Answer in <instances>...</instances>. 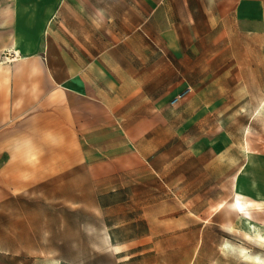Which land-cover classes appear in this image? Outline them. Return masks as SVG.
<instances>
[{
	"label": "rangeland",
	"instance_id": "1",
	"mask_svg": "<svg viewBox=\"0 0 264 264\" xmlns=\"http://www.w3.org/2000/svg\"><path fill=\"white\" fill-rule=\"evenodd\" d=\"M92 2L126 27L105 34L126 71L115 93L152 124L105 127V80L0 66L14 74L0 79V264H264L260 15L247 0Z\"/></svg>",
	"mask_w": 264,
	"mask_h": 264
},
{
	"label": "crops",
	"instance_id": "2",
	"mask_svg": "<svg viewBox=\"0 0 264 264\" xmlns=\"http://www.w3.org/2000/svg\"><path fill=\"white\" fill-rule=\"evenodd\" d=\"M248 1L242 14L260 15L264 27V0L259 5ZM110 28L113 33L115 28L121 29L105 27V8L94 7L92 0H0V66L42 64L46 68L43 78L58 86L64 85L63 80L73 81L71 84L105 80V127H150V109L145 110L149 116H136L134 111H127L124 96L115 93L117 87L125 89L126 71L109 61L105 34H111ZM125 30H118L117 35ZM129 69L133 73V68ZM0 79L12 81L14 74L3 71ZM110 90L113 94L108 93ZM0 91L1 96L6 95V87ZM236 197L242 209L239 213L252 221L250 204L242 196Z\"/></svg>",
	"mask_w": 264,
	"mask_h": 264
},
{
	"label": "bare ground",
	"instance_id": "3",
	"mask_svg": "<svg viewBox=\"0 0 264 264\" xmlns=\"http://www.w3.org/2000/svg\"><path fill=\"white\" fill-rule=\"evenodd\" d=\"M238 187V185L236 186V188ZM231 207L232 208H235L238 212H240L242 209H241V206H240V200L236 197L235 200L231 203ZM245 223L247 225H250L251 224V221L246 219L245 220ZM257 234V233H256ZM261 239V238H260Z\"/></svg>",
	"mask_w": 264,
	"mask_h": 264
},
{
	"label": "built area",
	"instance_id": "4",
	"mask_svg": "<svg viewBox=\"0 0 264 264\" xmlns=\"http://www.w3.org/2000/svg\"><path fill=\"white\" fill-rule=\"evenodd\" d=\"M178 99H179V97H176V98H175V102H176Z\"/></svg>",
	"mask_w": 264,
	"mask_h": 264
}]
</instances>
